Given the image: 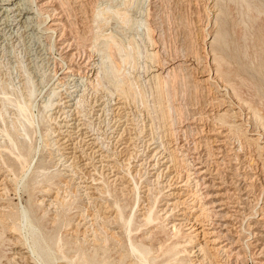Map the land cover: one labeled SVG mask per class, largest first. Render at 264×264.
<instances>
[{"label": "bare ground", "instance_id": "6f19581e", "mask_svg": "<svg viewBox=\"0 0 264 264\" xmlns=\"http://www.w3.org/2000/svg\"><path fill=\"white\" fill-rule=\"evenodd\" d=\"M37 1L38 0H0V47L2 48V50L9 48L7 44L10 42V40L13 41L15 37H16L15 40L22 37L23 31L19 32L21 31L19 30L20 27L28 28L30 24L33 22V20L39 17L38 15L42 11V9L40 8L41 7L40 4H43V5L49 4V0H46V1L44 0L43 3L41 2L39 4ZM109 1H108L109 3L106 4L104 7H102L99 10H96L97 12L94 10L95 17L97 16L99 17L102 15V17H100L99 19L94 18V20L98 21L100 26L103 24H106L109 18L110 19L113 18L114 22L116 23H118L119 21L123 23H127L128 21L127 20V16H128L127 4L125 2L123 3L118 2L119 4L117 2L114 3L115 2L114 0H109ZM233 1L234 0H217L214 6H216L218 2L233 3ZM258 1L260 2V0ZM240 2L245 8V10L244 9L242 10L245 12L242 14V12L240 11L241 12L240 14L244 15V17L246 16V18L249 17V15L251 16L250 19L253 18L252 15L249 14L250 11L252 10L251 6L254 5L252 0H241ZM122 5L123 6L125 5V6L123 7ZM254 7H255V10L259 14H262L261 13L262 11L259 9V7L263 9L262 6L258 7L257 5H254ZM54 12L55 10H53V13ZM33 14L34 15L38 14V15L37 17H34ZM51 15L49 14L50 17ZM56 15L57 14H55L54 16ZM46 17L47 16H45L44 18ZM261 18L263 19V17ZM216 20L215 22H217ZM239 20H244V19L239 18ZM40 21H42V19ZM60 21L61 20H54V21L52 20L51 22L49 21L50 25H48L49 26L48 28L51 29V31L56 30L58 26L60 27L61 25L62 21L61 22ZM243 22L245 26L249 25L245 22V20ZM262 22H264V20ZM239 24H240V21H239ZM18 25H20V27L15 29V27H17ZM40 25L41 23H39L37 27L42 28ZM31 26L33 27V25ZM147 29H149V27H147ZM151 30L155 31L154 29H151ZM262 30H264L263 27H262ZM223 32L217 31L215 35L213 34L214 37L210 41L211 43L210 48L207 51L202 49L203 52H206V55H201L200 52L196 51L198 49L195 46L194 48H196L195 50L196 52L195 51L185 52L182 55L167 53L168 55L161 56L162 54L160 55L159 53L160 51L156 46L153 50L151 57L149 56L151 53H148L149 54L148 56H149V59H151L152 56L156 57V60L155 61L153 60L154 62L152 60L151 61L152 63H155V66L157 67V69L155 70H157L158 72L154 73V80L156 81V83L155 82L154 83L156 84L158 88H162L163 90L166 88L167 90L170 86L175 87V85L177 84L187 86L189 84L187 82V79L188 77H191L193 81L192 85L194 87L195 92L197 93L198 91L199 93L204 92L206 93L207 96H209L208 100L206 99L203 101V103L200 102L198 104L200 105L206 104L207 111L208 109L209 111L215 110L214 112L211 113L212 117H209L210 118L209 119L208 116L203 117V114L206 111H201L202 109L199 110L201 107L200 105H198V107L200 108L198 109L197 112H189L188 113L189 116L187 115L188 117L180 116V119L178 120V122H176L174 120L175 116H173L174 115L173 107L170 106L169 113L171 117L173 118L171 120L174 121L173 122L174 124L177 123V125L175 126L176 128L173 129V134L171 133V136L173 139L172 141H174V143L177 144V146L175 145L176 147L183 149V150L184 149L189 150L192 153H196V156H193L192 154L190 155L186 152L185 153L179 152L178 154H181L183 156L187 155L188 158L191 157L192 160H195V163H199L197 165H194L190 161L186 160V162L189 165V166L187 165V167H189L188 170L201 168L202 166H204L205 162H210L211 164L215 166L216 170H221L219 169V167L220 165L222 166V163L225 162L224 159H230L228 162L230 161L234 162L235 161L234 159H239L236 154L241 150L244 151V149H245V152L244 153L242 152V153L246 160L250 162L254 159V157H256L257 161L260 162V167L258 168L256 172H258L257 176L259 175V179L261 180L258 183V185H254V187L252 188L253 192L251 193L253 195L255 206L252 212H250L249 216L247 215V217H245V215H243L240 212V210H237V209L233 210L234 213H237L238 215H241L242 217L238 218V216L235 214L234 218L232 219H234L235 222L236 221L240 222L239 231L244 230L245 226L243 224V221L250 220L249 217L262 220L263 222L262 221L261 222H262L263 227L261 228L264 229V106L260 108H255V106L252 107L253 109L255 108L253 111L254 112L253 115L250 112L253 109L250 108L251 109L250 111L249 110L245 111V108H243L242 106L243 104H245V102L243 101L244 99L242 100L241 97L238 96L239 94L238 91L234 89L235 85L232 86L233 84H231L230 81L223 80V77H222L223 74L230 72L231 68H234L235 70V66L233 65V63H234V57H237L232 54L233 52H230L231 54H227L225 53L224 48L222 49V47L226 45L225 41H222L223 42L222 44L219 42V39L223 38L224 36ZM248 37L252 38L251 34ZM109 38H110V41L108 42V47L110 50L107 54L99 53V52H102L101 51L102 48H98V49L96 48L95 50V51H98L99 53L98 67L94 65L95 61H93L92 59H89L86 61L84 59L82 61L84 64L81 67H84L85 69H89L90 74H91V71H93L92 72L93 74H94V71L99 73L98 79L96 78L98 80V84L92 87L94 88V92L90 97H87V93H86L87 83L80 81L79 76L78 77L76 75L73 77L68 76L66 81L64 82V85L66 86L63 89V91L64 90L65 91L62 92L60 96H58V98L55 99V102L50 99H52L51 97H54L53 95H55L57 91L56 92L54 91L55 92L54 94L52 91V93L49 94V97H47L42 102V106H41L42 110L38 111V113L36 114L33 111L35 108L33 106L36 105L34 104L36 103L34 102L35 101L34 95L36 92L35 84L33 83V80L29 76L30 74L27 70L24 71L23 73L24 77L22 78L23 88L25 89L23 91L21 90L22 88L20 89L21 90L20 91L18 89H15L12 86L10 87V82L1 81L0 79V117L3 119L2 124L0 123V135H1L0 141H2L3 139V141L0 142V176L3 175V178H1L0 180V185H2L0 186V189H1V192H0V242H6V241L7 242L8 241L9 242H20L21 245H24V247L27 248L26 252H29V255L27 258H24L23 255H19L18 260H23V264H32V263L33 264H128L129 262H130L129 264H186V261L191 260L190 258H187L186 256H184L185 253H183V252H188L187 251L188 248H186L185 245L184 247L182 246L183 247L182 249L179 248L180 247L179 245L181 244V240L180 241L176 240L170 245L159 243L161 245L156 246V242L159 240L160 233L166 231L165 227L164 228L162 227L160 229L157 228L159 227L158 225L160 224L162 225V222L157 220V217L160 215L159 212L157 213L154 211L155 206H156L155 203H157L156 199L158 198L154 197L155 199H153L152 202L150 201V205L148 204L149 206L145 207V210L143 212H141L138 215H135L136 210L140 209V204L142 203L140 202L141 197H138L139 192H137V190L139 186H138V181L136 180H134L135 184L133 188L137 192L136 195L134 196L136 199L133 201L134 203L130 206V210L128 211V213L126 212V208H125L126 206L118 205L117 202L119 201H116V199L102 198L104 199L103 201H101L100 203H95V206H97L96 209L95 208L90 209L88 206V207H83L80 211L77 212V215H78V218H80V221H78L76 225L73 227L74 233H73V237L71 240H68L67 238H62L61 236L60 229L65 222V217L67 216L69 217L72 214L74 215L75 202L74 200L67 201V202L66 200L65 201L60 200V197H59V193H60L59 191L61 190L60 183L66 182L65 179H60V178L55 179V175L48 176L46 175L44 171L45 170L44 162L42 161V158L39 157L40 155L42 156L43 153L41 152V148L42 146L44 147L45 145L44 143V145L40 146V144L38 143V141L40 140L39 136L41 134L40 124L41 125L43 124V126L46 128V130L44 131H48L49 135H50L49 131L51 130H52L51 132L53 133L57 132L56 133L57 139L54 136L55 142H57L55 144H58L56 147L57 149L55 151H57L58 154L60 153V155L63 156V160H64L63 165H65L64 167H66L67 170L70 167H72L70 172H73L74 174L78 175L77 178L80 179V182L86 181L89 177L90 171L89 172L86 171L84 174L78 173L79 168L81 167L84 168L83 166L85 163L92 164L93 166V164H96L95 162L101 163L104 160L107 161L110 159L111 160L116 159L117 161L119 159L118 158L119 155L122 154V152H124L125 150H127L126 147H130L133 143H134L133 149L134 147L139 146L135 144V142H137L138 139H140L139 136H141V139L138 141V143L142 142L141 146H143V150H142L143 152L145 151L147 147L149 148L148 151L152 149L155 150V156L159 154L158 156L159 159H157V162L155 164L160 162V158L162 159L164 155L163 157H160V156L167 149V147H165V145L163 144L164 140L159 141L157 138L158 136L157 137L155 136L156 133L154 134L152 132L153 129L151 130L152 133L148 131L149 133L145 132L144 135H138L137 131L136 132L132 131V130L137 129L136 128L137 124L134 123V120H136V118L134 119V117H131L132 114H133L132 116H134L135 114L134 112H132L133 110H127L128 94H129L128 91L132 88L133 89L132 94L136 96L138 95V97H140L139 94L142 95L140 98L141 105H142V102L145 103L144 96H143V93L145 91L142 93L141 90L140 91L137 90V87L139 88V86L135 88L134 83H133L135 81L131 80L130 78L128 79H130L131 82L127 81L128 82L127 83L125 81L126 83H124L123 78L125 77L120 78L119 72L121 73V70H123L122 69L123 66H128V68L130 66L133 69L137 67L136 60H137V55L140 54V50L138 46L133 47L132 43L124 44L123 41L120 38H117L114 34L113 35L109 34ZM238 38L242 39L244 37L242 38L238 37ZM150 39L152 40L151 44L153 42V44L156 45L155 39L153 37L152 38L150 37ZM247 39L245 40L247 41ZM252 39H253L252 41H254V37ZM241 42H243L244 44V41H241ZM70 44L68 43V47L70 46ZM243 44H241L242 47H243ZM253 44L254 43H252L251 45ZM247 46L248 45H246V47ZM263 47L264 46H262V48ZM135 48H137L136 51H134ZM256 49L257 50L255 52V58L257 59L258 65L263 67L264 58L260 59V57H262L261 55L264 53V48L262 50H259V48L256 47ZM241 51H239V54ZM247 54L248 52L247 50H245L243 55L247 56ZM210 56H213L212 60L208 59V57ZM239 56H242V55H239ZM247 58H245V62H247L246 61ZM251 59L252 58H250L249 60ZM249 60H248L249 63L252 62ZM241 62L244 63V61H239V63ZM244 64L243 66L245 67ZM253 64L254 66L256 65L255 63ZM152 65L153 64H151V66ZM225 65H227L228 67L224 68ZM251 66L249 67L252 68ZM239 67L241 66L239 65ZM244 67H241V68H243L244 71L246 72ZM247 67L248 66H246V68ZM258 67H257V70L261 72V70L258 69ZM254 69L256 70V68ZM261 69L263 70L264 68H261ZM79 70L80 68L75 69L74 66L71 65L68 67V70L66 72H72V74L81 75L83 71H79ZM81 70H83V68ZM250 70H247V72L249 71L250 73ZM251 71H254V70H251ZM0 74L2 75L1 71H0ZM236 74L234 76H236ZM239 75L240 74H238L237 78H239ZM234 76L232 75V77ZM240 77H243V76H240ZM249 82L254 83L252 81H249ZM258 83H259V86H262L260 85V82ZM106 84H109V86H112L113 88L109 89V87H107ZM124 84L125 85L128 84V85L126 87H123ZM241 84L242 83H240L239 85ZM241 86H244V85H241ZM262 88H264V86ZM249 91H251V89ZM157 92H159V90ZM263 92L264 91L262 90V94ZM161 93L162 92H160V95ZM76 97H78L77 100H75ZM84 102H85V105H83L82 108H80V105H82V103ZM134 103L136 104V102ZM55 104L56 106L54 107ZM145 105L147 107L149 106L147 105V102ZM86 106H89L90 108L88 109L86 108ZM225 106H228V107L225 108ZM132 107H136V106H132ZM249 107L250 106H248L247 109H249ZM51 109H55L53 113H55L56 115H54V117H53V113L49 114V111ZM44 110H46V112ZM220 110H223V111L221 113H216V111L220 112ZM94 111L96 113H94ZM151 111L147 112V114H149L147 116H149L148 118H151L150 119L152 121L151 124H153L154 121L151 115ZM163 111L161 110V112ZM152 113L154 112L152 111ZM164 113L165 112H163V114ZM95 114L97 115L95 119L97 118L99 119L97 127L93 125L94 124L93 121H90V120L87 121V118L91 119L93 118ZM163 114L161 113V115ZM254 114L257 116L255 117V120L252 119ZM164 115L162 116L163 118L167 116V114L165 116ZM250 115H252V117ZM40 116H41L42 122L40 121ZM58 117L59 119L61 118L60 121L58 120ZM101 117L103 118L100 119ZM165 118H168V117H165ZM257 118H259L258 120L261 121L260 123L259 121L258 122L256 121ZM44 120H46L48 123H50L49 121L51 122L54 121L55 124L57 125V127L55 128H58V130L56 131L54 127H53L54 129L50 128L51 127L50 124H47V122L46 121L44 122ZM61 122L63 124H61ZM138 122H141V121H138ZM191 123H198L201 125L191 126ZM130 124L132 125L136 124V125L135 127H129ZM152 127H149V128H152ZM38 131L40 133V134L39 133L37 134L39 135L38 136L39 138L37 139L34 138L35 140H37V142H34L35 140H33V142L32 141L26 142L28 141L29 137H31V133L36 134ZM182 131L184 132L182 134H186V133H194V135L196 134V137H194L192 140L189 138L191 140L190 143H193L192 146H190V143H189L190 140L188 141L186 139L183 141L184 143L181 141L182 138L180 140V134H181L180 132ZM140 132L142 133L141 130ZM104 134L106 135L105 138H107V141L104 139L101 140V138L103 137L100 135H104ZM45 135L46 134H44V136ZM49 135L47 136L49 137ZM206 135H209V136H206ZM34 136L36 137V135ZM159 137L161 139L162 136H159ZM200 141L201 142L203 141L204 144L206 145L207 152L203 151L204 153H199L197 151L198 147L200 148V143H201ZM48 143L49 141L47 142V144ZM118 147H121L120 148L121 150H118ZM43 149L44 148H42V150ZM76 151L77 152L80 151V153L77 154ZM174 151L176 152V150ZM53 154L55 155V153ZM231 154H234L236 156L234 157L230 156ZM112 155L114 156V158L112 157ZM125 155H126L125 159L127 160V163H129L131 158L133 159V161L136 159L137 152L129 151ZM251 155H253L254 157H252ZM106 157H108L109 159H105ZM84 159H89L90 162L89 161L85 162L83 166H81L80 164V166L78 167L77 165L81 161H84ZM139 164H142V162ZM102 167L103 168L106 167V164H103ZM153 167H155L154 164H153ZM107 168H111V167L109 166ZM146 172L147 171H145V173ZM206 172L209 173V171H207V168L206 169L203 168V169L193 171V172L189 171V173H187V177H185L186 180L185 181L183 180L184 182H182L181 185H191L193 183L192 185H195L194 187L196 188L205 187L207 185V184H204L205 181H203L205 179V176H203L202 178L200 176L204 173L206 174ZM113 175L115 174H112V176ZM257 176H254V174L252 175L249 174L248 177L251 180H254V179H257ZM70 179L71 180L73 179L72 176L70 177ZM92 179L96 180L97 178L92 177ZM132 179H134L133 175H132ZM87 187H90V186H87ZM52 188H56V191L55 189L54 191H55V194L56 193L57 194L55 195V199L50 200L49 205H52V208L49 209L47 205L44 203L45 199L41 198L43 197L41 195L43 194L44 191L49 192ZM147 189H151V188L149 187ZM106 190L107 189L101 190V193L106 194L105 193ZM196 192H198V189L193 191L194 194H196ZM12 194H15L17 197H19L20 201L14 202V199L11 197ZM86 194H88V192H86ZM202 194H203L202 196H204L203 198L207 196V194L203 192ZM22 195L26 197L25 202L23 201ZM89 196H90L89 199L94 198V197H91L92 196L91 194ZM54 200H58V202H53ZM93 201H95V198L93 199ZM227 202H230V201L228 200ZM224 203H222L221 201H218L217 203L215 202V204L217 205L219 204L224 205ZM209 204H210L209 206L211 207L212 206L217 207V205H215L214 202L212 203L209 202ZM222 208L224 207H220L219 209H222ZM194 209L197 210V208L195 207ZM194 209L192 208V210ZM50 210H52L51 213H50ZM216 210L207 211V208L204 207L203 204H202V207L199 209V211H201L200 212L201 214L202 213L204 214L207 211L208 216L210 213L212 218H219L220 215L223 216V218H226L225 216L229 215V218H230L233 215L231 214V212H229V214L226 212L224 214H221V213L217 214L219 210L218 211ZM113 213H115L114 216H112ZM139 216L142 217L141 221H137V218L139 220ZM49 220L53 223L51 227H47L46 225L47 223H45L46 221H49ZM66 221L68 222L69 220H66ZM81 221H83L82 227L80 226V224L82 223ZM211 221L212 220H209L208 223L212 225H217L216 223H213ZM176 225L173 224L171 227L175 228ZM83 226L84 227L86 226V227L83 229ZM174 228H173L172 233L174 234L175 237H177L181 231L180 229L174 230ZM252 228H256V225H251V223L248 222L247 223V234L250 235L251 237L258 236L257 232L251 230ZM169 231L170 230H168V232ZM182 232H185V231L183 230ZM206 233L203 232V234H206ZM7 234H10V236H8ZM169 236L171 235L169 234ZM248 238L245 239L244 242H246L247 245H250L251 243L249 242H254V241H249ZM166 240L167 239H165L164 241ZM188 241H184V243ZM218 241L219 240L217 239L211 240V242H218ZM233 241L235 242L236 240H233ZM231 244H235V243H231ZM220 246H218L217 249L218 248L220 249ZM252 248L254 247L252 246ZM202 250L203 252L206 251L203 248V246L202 247L200 246L199 251H202ZM224 250L228 251L227 252L228 255H233L234 257L237 256V258L239 256V253L237 252H232V250H228L227 248H224ZM189 252H192V250L189 249ZM3 256L4 255H0V262ZM201 256H203V253ZM158 258L160 259L158 260ZM203 258L205 257L203 256ZM260 259L257 260V263L264 264V260L261 261ZM201 261L202 259L196 262H198V264H203L201 263ZM11 262H12V259H6L5 263H11Z\"/></svg>", "mask_w": 264, "mask_h": 264}, {"label": "rangeland", "instance_id": "374dc122", "mask_svg": "<svg viewBox=\"0 0 264 264\" xmlns=\"http://www.w3.org/2000/svg\"><path fill=\"white\" fill-rule=\"evenodd\" d=\"M43 1L44 0H38L37 2L39 4L41 2L43 3ZM108 1L109 0H51V1L49 0V4H47V5L40 4L41 5L40 8L42 9V11H41L42 14L41 13L40 14L38 13L39 15L33 14L34 17H37V15L39 17L35 18L28 28L20 27V25L15 27V29L20 27L19 30H21V31H19V32L23 31L22 37H20L19 39H16V40H15V38H16L15 37L13 39V41H11V40H10V42L8 41L9 42L7 44L9 47L8 49L2 50V48L0 47V71L2 72V75L0 74L1 75L0 76L1 81H8V82H10V87L12 86L18 90H20L22 88L21 90L23 91L25 89L23 88L22 78L24 77V75H23L24 71L27 70L30 74L29 76L33 80V83L35 84V91L36 92L34 95V99H35L34 102H36V103H34V104H36V105L33 106V107H35L33 111L36 114L38 113V111L42 110L41 109L42 102L47 97H49V94H51L52 91H53V94L57 91L55 93V95H53L54 97H51L52 99H50V100H53L54 102H55V99L58 98V96H60V94L62 92L65 91V90L63 91V89L66 86V85H64V82L66 81L68 76H71V77H73L75 75L77 77L79 76L80 81L87 83V91H86L87 97H90L93 94L94 88H92V87L94 85L98 84L97 79H98L99 73L94 71V74H93L92 73L93 71H91V74H90L89 69H85L84 67H81L84 64L82 61L84 59H85V61L92 59L93 61H95L94 65H96L98 67L99 53L107 54L110 50L108 47V42L110 41L109 34H112V35L114 34L117 38H120L124 44L125 43H132L133 47L138 46L139 50H140V54L139 55L136 54L137 55V60H136L137 67L135 69H133L130 66H129V68H128V66H123V68H122L123 70H121V73L119 72V74H120V78H123V77L126 78V79L123 78L124 83H126L127 81L131 82V80H133V81H135V82L132 81L134 83L135 88L137 86H139V88L137 87V90H139V91L141 90L142 93L145 91L143 93L145 103L142 102V105H141V99H140L142 95L139 94L140 97H138V95L136 96V95L132 94V92H133L132 88L129 90L130 92L128 91L129 94H128V104H127L128 108H127V110H133L132 112L135 113L134 116H132L133 114L131 115V117H134V119L136 118V120H134V123L137 124V125L135 124L137 129L132 130L133 132L137 131L138 135H144L145 132H147V133L153 132L154 134L156 133L155 136L156 137L158 136L157 138L159 141L164 140L163 144L165 145V147H167V149H166L167 151L165 150L163 152V154L160 156V157H163V155H164L165 158L164 157L162 159L160 158L159 163L155 164L157 162V159H159L158 158L159 154H157V156H155V150L154 149L148 151L149 148L146 147L145 151L144 152L142 151L143 150V146H141L142 142L138 143V141L141 139V136H139L140 139H138V141L135 142V144H137L139 146L134 147V149H133V146H134V143H133L131 145L132 147L130 146L131 148L126 147L127 150H125L124 152H122V154L119 155V157H118L119 159L117 161H116V159L115 160L110 159L107 161L104 160L101 163L95 162L96 164H93V166H92V164H86L85 163L88 161L90 162L89 159H84V161H81L77 165L78 167L80 166V164H81V166H83L84 163L85 164L83 166L84 168H82V167H81L82 169L79 168L78 173L84 174L86 171L87 172L90 171V172H89L88 179L86 181L80 182V179L77 178L78 175L74 174L73 172H70L72 167H70L69 168L70 170L68 169L69 170L68 171L66 169V167H64L65 165H63V163H64L63 156H61L60 153L58 154L57 151H55L57 149L56 147L58 145V144H55V143H57V142H55V137H56L57 132H54L55 133L54 134L53 132H51L52 131L51 130V131H49L50 132V135H49L48 131H44V130H46V128L43 126V124L42 125L40 124L41 134L39 133V131L36 134L31 133V137H29L28 141H26V142H31V141L33 142V140H35L34 138L37 139L40 137L39 138L40 140L38 139L40 141V142L38 141L40 146L44 145V143H45L44 147L42 146V148H44V149L42 150V148H41V152L43 154L40 153V154H42V156L40 155L39 157H41L42 161L44 162V166H45L44 171H45L46 175H48V176L55 175V179H58V178L65 179L66 182L60 183V187H61V190L59 191L60 192L59 193L60 200H64V201L66 200V202L74 200V202H75V204H74L75 205L74 215L72 214L69 217L68 216L65 217V222L60 229L62 238H67L68 240L72 239L73 233H74L73 227L76 225V223L78 221H80V218H78L77 212L80 211L83 207L89 206L90 209H94V208L96 209L97 206H95V203H100L105 198L116 199V201H119V202H117L118 205L126 206L125 207L126 212L128 213V211L130 210V206L134 203L133 201L136 199L134 196L136 195L137 192H139L138 197H141L140 202H142L140 204L141 210L137 209L138 211L136 210L135 215H138L141 212H143L145 210V207L150 205V201L152 202L153 199L158 198V199H156L157 203H155L156 206H155L154 211L157 213L159 212L160 215L158 216V214H157V216H158L157 220L161 221L162 225L161 224L158 225L159 227H157V228L160 229L162 227L163 228L165 227L166 231L160 233V237H159V240L157 241L158 243L156 242V246H159L162 243L165 245H170L176 240L177 241L181 240V244L179 245L180 246L179 248L182 249L185 245L186 248H188L187 249L188 252H183V253H185L184 256L191 259V260L186 261V264H198V262H196V261L201 260V259H202L201 263H203V264H234V262H235V264H259V263H257L258 259L261 258L260 259L261 261L264 260V229L261 228V227H263L262 226L263 221L260 219H257V218L249 217L250 220H244L243 221V224L245 226L244 230L239 231L240 222H237V221L235 222V220L232 218H234L235 214L238 216V218L242 217L241 215L234 213L233 210H235V209L240 210V212L243 215H245V217H247V215L249 216L250 212H252L255 205H254L253 195L251 193L253 192L252 188L254 187V185H258V183L261 180V179H259V175L257 176L258 172H256L258 170V168L260 167V162L257 161L256 157H254L253 155H251L252 157H254V159L252 161L249 162L248 160H246L245 157L243 156V153L245 152V149H244V151L241 150L236 154L239 159H234L235 160L234 162L233 161L228 162L230 159H224L225 162L222 163V166L220 165V167H219V169H221V170H216L215 166L213 164H211L210 162L204 163V166H202V167L205 169L207 168V171H209V173L206 172L207 175L204 173L200 177L202 178L203 176H205V179L203 181H205L204 184H207L208 186L206 185L205 187H202V188H196V187H194L195 185H192L193 183L191 185H181V183L186 180L185 177H187V173H189V171L193 172V171H197V170H200L203 168L201 167L198 169H189L188 170L189 167H187L188 163L186 162V160L190 161L194 165H197L199 163H195V160H192L191 157L188 158L187 155H184L185 156L184 157L183 155L178 154L179 152L180 153L186 152L190 155L192 154L193 156H196V153H192L189 150H185V149L183 150V149L176 147L177 144H175L174 141H172L173 139H172L171 133L173 134V129L176 128L175 126L177 125V123L174 124L173 123L174 121L171 120L173 118L171 117V115L169 113L170 106L173 107V110H174L173 116H175L174 120L176 122H178V120L180 119V116L188 117L189 112H197L200 107L201 108L199 110L202 109L201 111H206L203 114V117H207V116H208V118L212 117L211 113L214 112L215 110L209 111V109H208V111H207L206 104H202V105L198 104L200 102L203 103V101L206 99L208 100L209 96H207L206 93H204V92H202V93H199V91H198V93L195 92L194 87L192 85L193 81H192L191 77H188L189 80L187 79V82L189 83L187 86L186 85L183 86L181 84H177V85H175V87L170 86L171 88L169 87L170 89L169 88L167 89L169 92L166 90V88L164 89L166 91H164L162 88H158L155 84L156 81L154 80V73H156L158 71L155 70V69H157V67L155 66V63H152L153 60L154 61L156 60V57L152 56V58L149 59V56L151 57L153 50L156 46L160 51L159 52L160 55L162 54L161 56H166L169 53L182 55L185 52H194L196 50V48L198 49L196 51L200 52L201 55H206V52H203V50L207 51L210 48V45H211L210 41L212 40V38L214 37L216 32L217 31H220V32L225 31V32H223V34H224L223 38L219 39V42L221 44L223 43L222 41H225L226 45H227V46L225 45L224 47H222V49L224 48V51L227 54H231L230 52H233L232 54L234 56H237V57H234V63H233V65L235 66V70H234V68H231L230 69L231 71L229 70L230 72L223 74V76H222L223 80L230 81V83L233 84L232 86L235 85L234 89L238 91V93H239L238 96L241 97L242 100L244 99L243 101L245 102V104H243L242 106H243V108H245V111H248V110L250 111L251 109H253L252 107H254V106H255V108H260V107L264 106V100H263L264 99V92L262 94V90L264 91V88H262L264 86L263 85L264 84V75H263L264 69L263 70L261 69V68H264V65H263V67L258 65L257 59L255 58V52L257 50L256 47H258L259 50H262L264 48V47L262 48V46H264V32H263L264 30H262V27L264 29V25H263L264 22H262L264 20V10H263L264 9V0H260V2L258 0H252L254 5H257L258 7L262 6L263 9L261 7H259V9L262 11L261 12L262 14H259L255 10L254 5H252L251 6L252 10L249 13L253 17L251 19H250V17H251L250 15H249V17H247L248 19L246 18V16L244 17V15H242L245 12L242 10L243 9L245 10V8L241 4V2H240L241 0H236V1L234 0L233 3L218 2V4L216 6H214V5L216 4L217 0H114L115 1L114 3L125 2L127 4V6H128V10H127V12H128L127 20L128 21H127V23H123L121 21L116 23V22H114L113 18H111V19L109 18L107 20L108 22L106 24H103L100 26L99 22L94 20V18L99 19L100 17H102V15L99 17L98 16L95 17L94 10L96 11V10L101 9L102 7H104L106 4H108L110 2V1L109 2ZM237 1H239V2H237ZM52 9L55 10L54 13H53ZM51 10H52V12H51ZM240 11L242 12V14H240L241 13ZM52 13L54 15L55 14H57V15L54 16ZM49 14L53 15V16L51 15L52 18L49 16ZM239 14H240V16H239ZM41 15H43V16H41ZM45 16H47L46 17L47 19L44 18ZM241 17L251 27L249 25L245 26V24L243 22L244 20H239V18L242 19ZM261 17H263V19ZM41 19H42V21H40ZM254 19L256 22L254 21ZM52 20L53 21L54 20H61L63 22V24L60 21L61 22L60 27L58 26V28L56 30L51 31V29L48 28L49 27L48 25H50V22ZM215 20L217 22H215ZM239 21H240V24H239ZM42 22H44V23H42ZM39 23H41L40 26L42 28L37 27V25ZM43 24H44V26H43ZM31 25H33V27ZM147 27H149V29H147ZM248 27H250L251 29ZM224 28H225V30H224ZM151 29H154L155 31H153ZM59 32L61 33V35ZM244 32L246 35L244 34ZM206 33H208L209 35ZM250 34H251L252 38L254 37V41H252L253 39L251 37H248V36H250ZM258 34H260V35H258ZM148 37H149V39H148ZM150 37L151 38L153 37L155 39L156 45H154L153 42L151 44L152 40L150 39ZM238 37H241V38L244 37V38L240 39ZM245 39H247V41ZM241 41H244V44ZM192 42H193L194 46H193ZM249 42L251 44L252 43H254V44L251 45ZM68 43L69 44L71 43L72 45L70 44V46L68 47ZM220 43H218V44H220ZM239 43H240V45H239ZM241 44H243L244 49H243ZM255 44H256V46H255ZM246 45H248V46L246 47ZM84 46H85V48H84ZM195 46H196V48H194ZM96 48L97 49L102 48V50H101L102 52L98 53V51H95ZM250 48H251V50H250ZM136 49L137 48H135L134 51H136ZM230 50H232V51H230ZM245 50H247V52H248L247 56L243 55ZM239 51H241L240 54H239ZM237 52H238V54H237ZM148 53H151V54L149 55ZM263 54L261 55L262 57H260V59L264 58ZM239 55H242L244 57L239 56ZM240 57H242V58H240ZM212 58H213V56L208 57V59H210V60H212ZM245 58H247L246 59L247 62H245ZM250 58L254 59L255 61L252 59L249 60ZM238 59H239V61H244L245 64L243 62L239 63ZM248 60L252 61V62H250L252 66L250 65ZM236 62L238 65L236 64ZM253 63H255L256 65L254 66ZM151 64H153L154 67H153V65L151 66ZM243 64L245 65V67L243 66ZM71 65L74 66L75 69L80 68L79 71H83L81 73V75L72 74V72H66L68 70V67ZM239 65L241 67H244L246 72L244 71L243 68L239 67ZM225 66H224V68L228 67L227 65H225ZM246 66H248V67L246 68ZM249 66H251L252 68H250ZM66 67H67V69H66ZM257 67H258V69L261 70L262 73L259 70H257ZM82 68H83V70H81ZM249 68L251 70H254V71H251ZM254 68H256V70ZM232 70H234V71H232ZM247 70H250V73H249V71L247 72ZM152 74H153V76H152ZM235 74H236V76H234ZM238 74H240L239 78L240 79L242 78L243 81H242V79L240 80L239 78H237ZM232 75L234 77H232ZM240 76H243V77H240ZM128 78H130L131 80ZM231 80H232V82H231ZM245 81H246V83H245ZM249 81H252L254 83H251ZM258 82H260V85H262V86H259ZM240 83H242L241 85H244V86L239 85ZM127 85L124 84L123 87H126ZM106 86L109 87V89L113 88L112 86H109V84H106ZM256 86L257 87L259 86V87L257 88ZM249 88L251 89V91H249L250 90ZM256 88L258 91L256 90ZM157 89L159 90V92H157L158 91ZM161 89H162V91H161ZM160 92H162L161 95H160ZM167 93H169V94H167ZM134 96H135V98L136 97H138V98L135 99ZM257 96H259V97H257ZM170 97H172V98H170ZM77 99H78V97L75 98V100H77ZM136 100H138V101H136ZM134 102H136V104ZM146 102H147V105H149L148 107L145 105ZM247 104H248V106H250L249 109H247L248 108ZM83 105H85V102L82 103V105H80V108H82ZM198 105H200V107H198ZM55 106H56V104L54 105V107ZM132 106H136V107H132ZM226 107H228V106H225V108ZM86 108L89 109L90 107L86 106ZM134 108L136 109V111L138 110L139 112L137 111L138 112L137 113ZM254 109L250 111L252 115L254 113L253 112ZM146 110H148V111L152 110L154 112V113H152V111H151V115H152L153 121H154L153 124H151L152 123V121L150 120L151 118H148L149 116H147V115H149V114H147L148 111H146ZM161 110L162 111L164 110L163 112H165L164 114L165 115L167 114V116H165L163 114V112H161ZM223 110H220V112L216 111V113H221ZM44 111L46 112V110H44ZM54 111H55V109H51L49 111V114H52ZM166 111H167V113H166ZM94 113H96V112L94 111ZM161 113L165 117H168V118H165V117L163 118L162 117L163 115H161ZM54 115H56V114L53 113V117H54ZM58 115H59V113H58ZM135 115H136V117H135ZM168 115H170V116H168ZM252 115H250V116L252 117ZM95 117H97L96 114L91 119L87 118V121L88 120L93 121L94 122L93 125L95 127H97L99 119L98 118L95 119ZM253 117H252V119L255 120V117H257V116L254 114ZM102 118L103 117H101L100 119H102ZM137 119H139V120H137ZM258 119L259 118H257L256 121L257 122L259 121V123H260L261 121ZM46 120H44V122ZM58 120L60 121L61 118L59 119V117H58ZM40 121H41V116H40ZM138 121H141V122H138ZM2 122H3V119L0 117V123L2 124ZM49 122L50 123L47 122V124H50V126H51L50 128L54 129L55 127H57V125L55 124L54 121H52V122L49 121ZM61 124H63V123L61 122ZM135 125L130 124L129 127H135ZM195 125H201V124L191 123V126H195ZM148 126L149 127L153 126V127L149 128ZM55 129H56V131L58 130V128H55ZM139 129L142 131V133L140 132ZM179 129H180V127H179ZM151 130H152V132H151ZM101 131H102V129H101ZM38 133L40 134V136L37 135ZM43 133L46 135L44 136ZM180 133H181L180 134V140L182 138V140H181L182 142L186 139L189 141L190 139L192 140L194 137H196V134L194 135V133L182 134V133H184L183 131ZM34 135H36V137ZM41 135H43V136H41ZM47 135H49V137ZM167 135H169V136H167ZM60 136H62V135H60ZM60 136H58V137H60ZM100 136L103 137V138H101V140L104 139L107 141V138H105V136H106L105 134L100 135ZM159 136H162L161 139ZM206 136H209V135H206ZM42 137H44V138H42ZM203 138H205V137H203ZM212 138H210V139H212ZM56 139H57V137H56ZM0 140H1V137H0ZM191 140L189 141V143L191 142ZM197 140H199V139H197ZM2 141H3V139H2ZM2 141H0V142H2ZM44 141H46V142H44ZM48 141H49V143L47 144ZM34 142H37V140H35ZM105 144H106V142H105ZM192 145H193V143H190V146H192ZM51 146H52V148H51ZM54 147H55V149H54ZM50 148L53 150H51ZM95 148H97V147H95ZM120 148L121 147H118V150H121ZM174 150H176V152ZM206 150H207L206 145L202 141L200 143V148L198 147L197 151L199 153H204V152H207ZM129 151L130 152H134V151L137 152V156H136V159L134 161L131 158L129 163H127V160L125 159V157H126L125 154L128 153ZM53 153H55V155ZM79 153H80V151L77 152V154H79ZM108 153H110V152H108ZM175 154H177V155H175ZM236 155L231 154L230 156L234 157ZM120 156H121V158H120ZM176 156H177V158H176ZM52 157H54V158H52ZM112 157L114 158L113 155H112ZM82 158H84V157H82ZM105 159H109V158L106 157ZM165 159H166V161H165ZM182 160H183V162H182ZM141 162H142V164H139ZM103 164H106V167L103 168L102 167ZM135 164H137V165H135ZM153 164L155 167H153ZM109 166L111 168H107ZM222 167H223V169H222ZM237 167H239V168H237ZM75 169H77V168H75ZM145 171H147V172L145 173ZM72 173H73V175H72ZM112 174H115V175L112 176ZM249 174L250 175L254 174V176H257V179L251 180L248 177ZM132 175L134 176V179H132ZM246 175H248V176H246ZM71 176L73 178L72 180L70 179ZM92 177H95L97 179L94 180V179H92ZM114 177H116V178H114ZM192 177H193V175H192ZM1 178H3V175L0 176V180H1ZM177 178H178V180H177ZM134 180L138 181L139 188H138L137 192H136V190L133 189L134 184H135ZM0 186H2V185H0ZM87 186H90V187H87ZM149 187L151 189H147ZM54 189L56 191V188H52L49 192L44 191L43 194L41 195V196H43L41 198L45 199L44 203L47 205V207L49 209L52 208V205H49L50 200L55 199V195L57 194V193L55 194ZM105 189H107L105 192L106 194H102L101 190H105ZM197 189H198V192H196V194H197L196 195L193 193V191H195ZM134 191H135V193H134ZM0 192H1V189H0ZM86 192H88V194H86ZM202 192L207 194V196H205V198H203L204 196H202L203 195ZM217 192H219V193H217ZM220 193H221V195H220ZM90 194L92 195L91 197L95 198V201H93L94 198L89 199ZM209 195H210V197H209ZM11 197L14 199V202L20 201V198L17 197L15 194H12ZM22 197H23V201L25 202L26 197L23 195H22ZM102 198H104V199H102ZM248 198H250V199H248ZM228 200L230 202H227ZM218 201H221L222 203L225 202V203H224V205L223 204H219V205L215 204V202L217 203ZM53 202H58V200H54ZM209 202L210 203L214 202V204L217 205V207L216 206L215 207L209 206L210 205ZM202 204L204 205V207L207 208V211H215L216 209H218L219 211L216 210V211H218L217 214L218 213L224 214L225 212L229 214V212H231V214H233V215L230 218H229V215H226L225 216L226 218H223V216H221V215L219 218H212L210 213L208 216L207 211L204 213L205 215L203 213L202 214L200 213L201 211H199V209L202 207ZM136 206H135V208H136ZM199 206H200V208H199ZM142 207H143V209H142ZM156 207H157V209H156ZM194 207L197 208V210L194 209ZM220 207H224V208L219 209ZM192 208L194 210H192ZM6 210H8V209H6ZM51 212H52V210H50V213ZM114 214L115 213H113L112 216H114ZM160 216H161V218H160ZM141 219H142V217L139 216V220L137 218V221H141ZM66 220H69V221L67 222ZM209 220H212L211 222L216 223L217 225L209 224L208 223ZM81 222L82 223L80 224V226L82 227L83 221H81ZM248 222H250L251 225H256V228H252L251 230L257 232L258 236L251 237L250 235L247 234V223ZM45 223H47L46 224L47 227H51L53 225V223L50 220L46 221ZM260 223H261V225H260ZM171 224L172 225L177 224V225L174 228V227H171L172 226ZM166 226H167V228H166ZM178 226H179V228H178ZM85 227L83 226V229ZM173 228H174V230L180 229V231H181L179 233L180 235L178 234V236L175 237L174 234L172 233ZM168 230H170V231L168 232ZM183 230L185 232H182ZM203 232H205V233L207 232V233L203 234ZM168 233L171 236H169ZM7 235L10 236V234H7ZM247 238L249 239V241H254V242H249L251 244L247 245L246 242H244L245 239H247ZM163 239L164 240L167 239V240L164 241ZM213 239H217L219 241L218 242H211V240H213ZM233 240H236V241L234 242ZM184 241H188V242L184 243ZM159 243H161V244H159ZM189 243H190V245H189ZM231 243H235V244H231ZM186 244H188V245H186ZM202 244H204V245H202ZM200 246L201 247L203 246V248L206 250V251H204L205 253L203 252V250L199 251ZM214 246L216 247V249ZM218 246H220V249L219 248L217 249ZM252 246L254 248H252ZM224 248H227L228 250H232V252L239 253L238 258H237V256L234 257L233 255H228L227 254L228 251L224 250ZM0 249H1L0 255H4L3 258L1 259L0 264H23V260H18L19 255H23L24 258H27L29 255V252H26L27 248L24 247V245H21L20 242H9V241L8 242L7 241L6 242H0ZM189 249L192 250L193 253L189 252ZM196 249H198V250H196ZM16 251H17V253H16ZM201 252L203 253V256L205 258H203V256H201L202 255ZM19 253H21V254H19ZM189 254H190V256H189ZM6 259H12V262L11 263H5ZM159 259L160 258H158V260ZM237 259H238V261H237ZM260 264H263V263H260Z\"/></svg>", "mask_w": 264, "mask_h": 264}]
</instances>
